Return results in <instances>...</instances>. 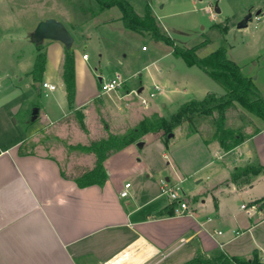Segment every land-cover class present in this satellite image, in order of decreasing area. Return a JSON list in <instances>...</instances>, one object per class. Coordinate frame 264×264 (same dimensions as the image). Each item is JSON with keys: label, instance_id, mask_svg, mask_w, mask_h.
I'll use <instances>...</instances> for the list:
<instances>
[{"label": "crops", "instance_id": "1", "mask_svg": "<svg viewBox=\"0 0 264 264\" xmlns=\"http://www.w3.org/2000/svg\"><path fill=\"white\" fill-rule=\"evenodd\" d=\"M1 3L2 0L0 8ZM51 6L47 16H44V11L37 16L39 20L36 26L41 21L54 19L69 32L72 43L66 47L61 42L46 40L42 50L45 64L40 78L36 80L32 76L38 52L4 63L0 60V264H166L179 249H183L182 255L171 264H183L199 253L206 257L218 252L243 257L229 249L231 242L242 233L233 229L226 235L223 232L227 225L222 223L218 195L229 186L244 193L257 191L258 196L250 199L247 209H241L243 204L240 205L241 210H248L241 232L249 233L264 222V211L258 207L249 208L252 202L264 199V174L241 188L230 182L231 174L239 167L251 163L264 166L263 122L257 125L256 134H249L250 137L228 152L222 151L218 142L210 137L207 139L199 133L184 132L182 126L174 129L172 136L167 138L161 134H147L140 141L142 146L133 143L104 161L107 178L102 186L80 188L74 182V178L94 166L92 154L94 160L91 167L70 176L56 158L22 151L23 142L35 132L49 127L62 129L59 124H64L67 116L79 111L87 114L95 102L109 115L111 122L117 117V112L123 110L116 100L123 101L127 109L118 116L134 115L137 118L130 127L126 125L121 133L115 131L114 134L122 136L123 132L130 131L149 113L165 110L171 115L181 104L201 100L209 94L205 93L200 99H191L193 93H189L187 86L190 82H179L182 85L174 84V81L161 83V57L154 59L151 56L143 68L149 71L153 97L157 93L160 99L152 102L150 107L149 103L143 106L141 101L133 103L134 97L142 98L143 81L137 85L130 83L140 71L134 69L132 73L129 65L125 64L127 54H123L127 52L130 40L137 42L140 39L142 44L139 51L145 55L148 47L143 51L142 45L146 43V37L125 29L120 21V12L116 17L106 16L95 20L111 8L86 16L81 12L82 21L76 23L73 16H77V12L69 13L66 7L58 3ZM26 11L15 12L19 20L17 29L20 28L22 34H30L33 25V20L29 26L22 23ZM89 23L96 30L103 28L104 40L103 44L95 47L97 53L92 62L85 53L89 38L84 27ZM151 41L157 46L160 44ZM67 50L72 52L74 58L75 93L71 105L67 101L62 79ZM84 54L87 55L86 59L82 58ZM166 55L175 58L171 48ZM169 65L172 69L176 68L171 61ZM110 67L113 68V76H110L112 73L104 75V70L110 72ZM151 67H154L153 72L150 71ZM239 67L242 71V67ZM193 68L197 67H187ZM197 71L201 74L194 72L196 78L205 80L208 77L200 69ZM115 76L124 80L125 91L101 94L100 83ZM245 76L252 79V76ZM41 83L52 85L55 89L47 91L48 96L45 97ZM154 86L159 90L155 91ZM213 93L222 95L224 90ZM115 106L117 112H114ZM34 108L38 109V114L32 119ZM14 116L19 117L24 131L22 136L17 133L12 119ZM146 146H153L157 158L160 155L166 160L168 172L165 175L158 170L150 150L145 151ZM204 167H211L212 171L206 176L208 184L199 190V194H193L191 189H182V194L190 201L192 215L159 216L162 210L171 206L168 198L160 194V181L164 179L171 186L178 187L187 181L188 175ZM127 183L130 184L128 196L122 198L120 193ZM207 196L211 197L215 218L198 214L197 205L203 204ZM257 220L260 221L257 223ZM216 232L221 234L217 235ZM254 249L264 259L262 251L257 248H253L245 257L249 258Z\"/></svg>", "mask_w": 264, "mask_h": 264}, {"label": "rangeland", "instance_id": "2", "mask_svg": "<svg viewBox=\"0 0 264 264\" xmlns=\"http://www.w3.org/2000/svg\"><path fill=\"white\" fill-rule=\"evenodd\" d=\"M126 1L140 16L144 14L145 8L149 7L161 25V28L177 43V45L181 48L198 46L196 56L200 59L211 54L219 47H224L226 50V57L241 66L244 75L252 76L255 86L264 97V16L259 21L251 18L248 26L244 29L236 28L237 23L248 12L253 16L256 11L259 10L261 12L264 9V0ZM54 3L66 7L69 13L77 12V16H73L76 23L82 21L81 19L83 16L80 14L81 12L86 16L97 10V5L94 0H2L0 8V60L2 63L14 60L16 57H26L30 53H34V51L37 52V47L41 48L39 53L42 52L46 39L37 40L33 35L36 23L39 20L37 16L43 11L46 12L44 16H47V14H49L48 10L51 9L50 7H52L51 5ZM215 4L219 9V13L215 12ZM24 9H27V14L25 19L23 18L21 20L22 23L25 22V26H29L30 21L33 20L30 34H22L20 33V28L17 29L19 20L15 12L20 13ZM23 14L24 13H22V15ZM118 15V9L113 7L95 20L98 21L106 16L116 17ZM101 29L103 28L94 29L91 23L84 27V32L89 38L88 47L85 51V53L89 55V62L95 61V55L97 53L95 47L97 44L104 43ZM145 37L146 43L142 45V47H148V51L145 55H142L139 51L141 47L140 44H142L140 39L137 42L130 40L127 45V52H124L123 55L127 54L125 64L129 65L131 72L134 71V69H139L140 72L136 73L135 78L131 79L130 83L137 85L139 81H143L144 89L140 97L149 101L147 102L150 104L149 107L152 105V102L156 103L160 99L157 93L155 97H149V92L153 91L152 82L148 80L149 71L144 69L143 66L149 62V57L151 56H154V59L161 57V83H165V81H174V84L182 85L179 84V82H190L187 86L189 93H193L191 99H200L205 96V93L221 92L223 90L222 87L211 78L205 77L206 81L196 78L194 72H198L197 68L187 69L181 59H175L170 55H166V52L170 50V48L165 44L159 42L160 44L157 46L154 42H150L151 39L149 36L146 35ZM143 56L145 57L143 58ZM169 61L175 64V69L170 68ZM109 71L110 72L104 70L103 74L108 75L112 73L110 76H113V68L110 67ZM150 71L153 72L154 67H151ZM138 74L140 75L138 76ZM125 89L126 88L123 86L119 90L124 92ZM142 98L138 99L134 97L132 101L133 103H139ZM116 101L123 107V110L117 112L115 110L116 106L114 107V112H117V117L113 119V122H111L109 115L104 113L100 105L95 102L92 107H90L87 114L79 111L72 112L67 116L64 119V124L62 122L59 124V128L62 127V129L58 130L55 127H49L35 132L33 136L23 142L22 151L37 152L42 155L54 157L59 161L61 168L66 173L70 176L77 175L80 171L91 167V163H93L94 160L92 155L80 150L79 146H87L92 141L105 139L108 135L107 131L111 133H121L126 125L130 127L135 123L137 118L134 115L118 116V114L124 113L127 109L124 108L123 101ZM238 108L236 107L235 110H229L226 113V126L230 129L240 131L243 135L254 133L258 128L257 125L262 124V121L240 107ZM147 115V117L157 115L165 118L170 116L165 110H162L161 113H149ZM18 118L19 117L14 116L12 119L15 122L18 135L22 136L24 135V131ZM80 119H82L85 129L80 127ZM63 125H66V127ZM105 126L108 127V130L105 129ZM195 128L208 139L214 131L212 118L202 117L195 120ZM182 129L184 132L190 133L188 124H183ZM128 131L129 129L121 135L126 134ZM176 138H178V134ZM146 147L147 149L145 150ZM146 147L144 150H150L149 152L154 157V163L158 170L165 175V173L168 172L167 166L165 165L166 160L160 155L157 158L153 146ZM145 151H143V154H145ZM211 171V167H204L197 172L191 173L188 175V179L183 185L175 187L177 193L182 194L183 190L187 188L189 190L191 189L190 192L193 194H199V190L208 184L206 176L208 173H211ZM200 179H202L201 182L195 184V182ZM232 187L233 186L227 187L226 190H223V192L218 195L222 213V223H226L227 225L223 228V232L226 235L233 229L234 231L237 230L239 234L242 233L231 242L229 249L230 251L238 253L237 255L245 257L253 248H257L260 249L264 255V222L258 224L249 233L241 232L242 226L247 220L248 210H241L240 205L243 204L247 206L250 199H254V196H258L256 194L257 191L244 193ZM183 199L189 207V199L185 195ZM255 206L257 205L255 204ZM197 207L200 216L215 218L210 196H207L203 204L198 203ZM253 219L256 220V217H253ZM259 221L260 220H257L256 222L258 223ZM181 250L183 249L175 251L166 261V264L178 261L180 255L183 253ZM261 259L263 258L261 257Z\"/></svg>", "mask_w": 264, "mask_h": 264}, {"label": "trees", "instance_id": "3", "mask_svg": "<svg viewBox=\"0 0 264 264\" xmlns=\"http://www.w3.org/2000/svg\"><path fill=\"white\" fill-rule=\"evenodd\" d=\"M94 2L97 5V10L93 14L116 7L121 14L120 21L125 29L140 35H147L151 40L165 44L171 48L172 55L175 58H180L187 67L195 66L200 69L209 78L217 82L224 93L222 95L209 93L201 100L187 101L181 104L168 118L157 115L145 117L122 136L107 131L108 135L105 139L92 141L87 146H79L80 150L92 154L95 160L94 166L90 170H86L74 178V182L78 187L102 186L107 178L103 166L104 161L125 147L140 142L147 134H161L167 138L173 133L174 129L183 124H188L190 133L201 134L195 128V120L210 117L214 127L210 139L218 142L222 151L228 152L250 137L226 126V113L229 110L232 111L238 106L264 123V97L259 93L253 80L243 75L240 67L226 57L224 47H219L211 54L200 59L196 56L198 46L181 48L177 45L161 28L149 7L145 8L142 16H139L126 0H94ZM40 50V47L36 48L38 54L32 70V76L36 80L40 78L45 64V56L42 52L39 53ZM62 79L67 101L71 105L74 99L75 81L74 58L70 50H67L64 54ZM79 124L82 129H85L82 119L79 120ZM105 129L108 130V127L105 126ZM257 132L258 130H255L252 134ZM263 174L264 166L251 163L235 169L230 176V182L241 188L250 185L256 177ZM255 204L258 209L264 211V199L251 203V205ZM170 205L158 215H174V204ZM183 264H264V261L261 259L258 250L254 249L249 258L230 256L224 252H218L209 257L199 253Z\"/></svg>", "mask_w": 264, "mask_h": 264}, {"label": "built area", "instance_id": "4", "mask_svg": "<svg viewBox=\"0 0 264 264\" xmlns=\"http://www.w3.org/2000/svg\"><path fill=\"white\" fill-rule=\"evenodd\" d=\"M264 16V9L258 14H254V16L252 15V18L256 21H259L262 17ZM142 50H146V47H142ZM83 59L87 58V55L84 54L82 56ZM124 86V80L121 79L119 76H115L112 79L108 80V81H104L100 83L99 89H100V93L101 94H106V93H110V92H116L118 91L120 88H122ZM40 87L42 89L45 90L44 96L47 97L48 96V92L52 91L55 89L54 86L49 85L47 83H41ZM155 91H158L159 88L157 86H154L153 88ZM48 91V92H47ZM149 97L152 98L153 97V92H151L149 94ZM141 104L147 106V101L145 99L141 100ZM130 188V184L127 183L124 185V190L120 193V196L122 198H126L128 196V189ZM159 190H160V194L166 196L169 200V202L171 204H174V215L175 216H191L192 212L190 211L187 203L184 201L183 194H178L176 191V188L171 186L169 184V182H167L166 180H161L160 181V186H159ZM257 206L252 205L249 208L250 209H256ZM241 209H247V206L242 205ZM217 235H220L221 232H216ZM104 264H108V263H104Z\"/></svg>", "mask_w": 264, "mask_h": 264}, {"label": "water", "instance_id": "5", "mask_svg": "<svg viewBox=\"0 0 264 264\" xmlns=\"http://www.w3.org/2000/svg\"><path fill=\"white\" fill-rule=\"evenodd\" d=\"M215 12L219 13V9L215 4ZM260 11H256L255 14L258 15ZM252 18V14L248 12L236 25L237 29H244L248 26L249 21ZM37 40L46 39V40H54L61 42L66 47H69L72 43V38L69 32L65 29V27L54 19H47L45 21H41L37 24L34 34ZM38 114V109L34 108L31 112L32 119H35ZM172 134L169 135V137ZM142 142L137 143L138 146H142Z\"/></svg>", "mask_w": 264, "mask_h": 264}]
</instances>
